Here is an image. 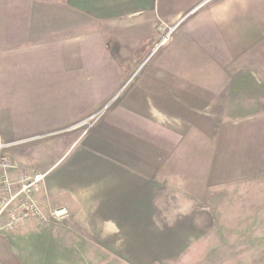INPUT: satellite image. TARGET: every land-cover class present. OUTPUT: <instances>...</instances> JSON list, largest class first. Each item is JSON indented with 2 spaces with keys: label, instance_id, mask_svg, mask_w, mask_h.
I'll return each instance as SVG.
<instances>
[{
  "label": "crops",
  "instance_id": "1",
  "mask_svg": "<svg viewBox=\"0 0 264 264\" xmlns=\"http://www.w3.org/2000/svg\"><path fill=\"white\" fill-rule=\"evenodd\" d=\"M176 22L128 88L64 148L77 126L61 127L63 87L78 84L81 70L137 68L159 26ZM250 69L264 71V0H0V140L19 162L11 174L45 172L38 204L69 215L90 244H134L129 231L153 223L160 197L189 180L181 167L191 162L172 157L174 145L202 110L217 111L202 103L222 101L232 77ZM144 120L161 138L145 141ZM44 226L0 233V264H33L27 245L42 243Z\"/></svg>",
  "mask_w": 264,
  "mask_h": 264
},
{
  "label": "rangeland",
  "instance_id": "2",
  "mask_svg": "<svg viewBox=\"0 0 264 264\" xmlns=\"http://www.w3.org/2000/svg\"><path fill=\"white\" fill-rule=\"evenodd\" d=\"M178 24L159 26L150 54L137 68L81 70L78 84L63 87L68 114L61 127L77 126L64 134V148L128 88L164 44L158 42L164 36L168 39ZM118 56L116 50L111 54L113 61ZM230 82L235 84L224 87L222 101L202 103L217 111L202 110L201 118H193L196 125L191 132L170 144L179 147L172 157L191 162L181 167L189 180L182 182L184 190L160 197V212L153 215V223L129 231L128 241L134 244H90L87 231L73 228L69 215L46 214L40 207L46 219L33 221L48 231L41 235V244L30 238L27 248L33 264H264V71L240 70ZM4 106L6 102L0 101ZM144 122L145 141L161 138L151 121ZM0 142L6 147V141ZM203 173L206 177L200 181Z\"/></svg>",
  "mask_w": 264,
  "mask_h": 264
},
{
  "label": "built area",
  "instance_id": "3",
  "mask_svg": "<svg viewBox=\"0 0 264 264\" xmlns=\"http://www.w3.org/2000/svg\"><path fill=\"white\" fill-rule=\"evenodd\" d=\"M164 36L158 45L165 42ZM0 142V233L11 234L20 230L28 221H44L46 215L35 199V192L43 183L46 173L20 171L16 177L12 172L18 162L4 152ZM61 211L54 212L59 216Z\"/></svg>",
  "mask_w": 264,
  "mask_h": 264
},
{
  "label": "clouds",
  "instance_id": "4",
  "mask_svg": "<svg viewBox=\"0 0 264 264\" xmlns=\"http://www.w3.org/2000/svg\"><path fill=\"white\" fill-rule=\"evenodd\" d=\"M224 7L227 8L228 6L225 5ZM176 183H177L178 185L182 184V181L180 180L179 177L176 178Z\"/></svg>",
  "mask_w": 264,
  "mask_h": 264
}]
</instances>
